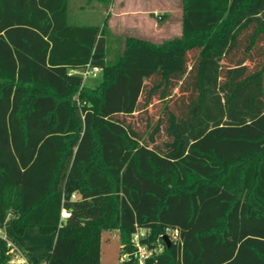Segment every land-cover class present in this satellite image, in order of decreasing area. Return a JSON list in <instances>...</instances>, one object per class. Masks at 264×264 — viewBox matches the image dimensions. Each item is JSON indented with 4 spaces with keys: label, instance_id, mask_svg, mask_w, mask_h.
Wrapping results in <instances>:
<instances>
[{
    "label": "trees",
    "instance_id": "trees-1",
    "mask_svg": "<svg viewBox=\"0 0 264 264\" xmlns=\"http://www.w3.org/2000/svg\"><path fill=\"white\" fill-rule=\"evenodd\" d=\"M181 10L179 36H127L108 60V14L0 0V229L55 233L36 264H100L111 230L136 264V228L162 246L145 264H264V0Z\"/></svg>",
    "mask_w": 264,
    "mask_h": 264
},
{
    "label": "rangeland",
    "instance_id": "rangeland-1",
    "mask_svg": "<svg viewBox=\"0 0 264 264\" xmlns=\"http://www.w3.org/2000/svg\"><path fill=\"white\" fill-rule=\"evenodd\" d=\"M74 2H69V15L73 14ZM83 3H87V0H83ZM181 8L182 0H112L106 2L105 10L87 13L85 23L102 24L108 14L107 59L113 60L121 52L127 36L154 43L179 36ZM74 73L82 77L84 85L90 87L97 86L101 79L99 69L86 67L74 70ZM0 237L4 238L3 232H0ZM15 254L20 253L16 250L10 254V258L14 259Z\"/></svg>",
    "mask_w": 264,
    "mask_h": 264
},
{
    "label": "crops",
    "instance_id": "crops-1",
    "mask_svg": "<svg viewBox=\"0 0 264 264\" xmlns=\"http://www.w3.org/2000/svg\"><path fill=\"white\" fill-rule=\"evenodd\" d=\"M69 2L70 0H68V7ZM105 4V0H87V3H83V0H76L75 7L72 5L74 9L73 14L69 15V21L75 24L93 25L85 23L87 20L85 15L105 10ZM0 232L4 233V238H8L7 242L11 243L22 256L19 262L10 264H36L41 256H45L50 251L56 237L55 233L41 234L36 227H27L20 236H17L8 225L0 229ZM100 248V264H119L120 242L117 231H103Z\"/></svg>",
    "mask_w": 264,
    "mask_h": 264
},
{
    "label": "built area",
    "instance_id": "built-area-1",
    "mask_svg": "<svg viewBox=\"0 0 264 264\" xmlns=\"http://www.w3.org/2000/svg\"><path fill=\"white\" fill-rule=\"evenodd\" d=\"M90 68V67H87ZM96 69V68H94ZM71 73H74V70L71 71ZM75 74V73H74ZM74 197V195L72 196ZM69 212L66 210H62L61 212V217L66 218L69 217ZM147 235V232L143 228H136L134 233L132 234L131 237V242L134 246V258L136 260V264H145L146 260L153 254V253H159L162 249L161 244H158V246L154 249H149L148 246L145 243H142L141 239L145 238ZM166 235L169 237V240H176L178 237V232L177 230H166ZM6 239V238H4ZM7 242V240H6ZM7 245L10 247L9 253L11 254L12 252L16 251L17 249L13 247L11 243L7 242ZM21 258V254H15L14 259L12 258L10 262H19ZM128 255L124 254L122 256V260L127 259Z\"/></svg>",
    "mask_w": 264,
    "mask_h": 264
},
{
    "label": "water",
    "instance_id": "water-1",
    "mask_svg": "<svg viewBox=\"0 0 264 264\" xmlns=\"http://www.w3.org/2000/svg\"><path fill=\"white\" fill-rule=\"evenodd\" d=\"M163 240H164V242L166 243V245L169 247L170 244H171V242H170V240H169V237H168L166 234L163 235Z\"/></svg>",
    "mask_w": 264,
    "mask_h": 264
}]
</instances>
